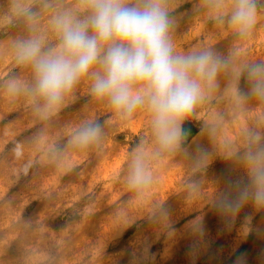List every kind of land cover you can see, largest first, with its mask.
Segmentation results:
<instances>
[{
    "label": "rangeland",
    "instance_id": "rangeland-1",
    "mask_svg": "<svg viewBox=\"0 0 264 264\" xmlns=\"http://www.w3.org/2000/svg\"><path fill=\"white\" fill-rule=\"evenodd\" d=\"M164 3L174 54L221 62L171 149L147 105L126 118L92 93L99 64L46 116L17 45L56 51L53 18L89 10L85 0H0V264H264V95L247 72L264 63V0L243 36L215 0ZM87 122L103 138L78 150L69 140ZM140 152L151 180L133 188Z\"/></svg>",
    "mask_w": 264,
    "mask_h": 264
},
{
    "label": "clouds",
    "instance_id": "clouds-1",
    "mask_svg": "<svg viewBox=\"0 0 264 264\" xmlns=\"http://www.w3.org/2000/svg\"><path fill=\"white\" fill-rule=\"evenodd\" d=\"M89 15L76 20L69 14L58 15L52 24L60 36L58 50L42 52L39 39L17 45L18 63L31 66L35 84L33 93L43 100V112L59 111L65 97L81 77L99 64L94 73L92 93L107 99L124 117L145 105L152 113V129L163 148L176 147L181 138L180 122L201 97L200 80L216 76L220 61L210 52L174 54L169 40L170 20L164 0H85ZM215 7H230L228 23L240 35H248L257 23L255 0H215ZM91 32V34H89ZM255 81L253 92L264 95V63L248 67ZM99 123L77 126L69 144L78 150L100 144ZM143 153H137L130 165L129 183L133 188L146 186ZM257 199L264 200V192Z\"/></svg>",
    "mask_w": 264,
    "mask_h": 264
}]
</instances>
